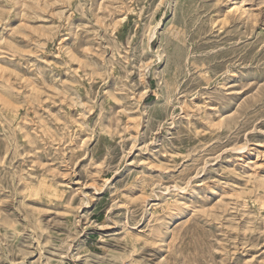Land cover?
I'll return each mask as SVG.
<instances>
[{
    "label": "rangeland",
    "instance_id": "1",
    "mask_svg": "<svg viewBox=\"0 0 264 264\" xmlns=\"http://www.w3.org/2000/svg\"><path fill=\"white\" fill-rule=\"evenodd\" d=\"M248 1L0 0V264H264Z\"/></svg>",
    "mask_w": 264,
    "mask_h": 264
},
{
    "label": "bare ground",
    "instance_id": "2",
    "mask_svg": "<svg viewBox=\"0 0 264 264\" xmlns=\"http://www.w3.org/2000/svg\"><path fill=\"white\" fill-rule=\"evenodd\" d=\"M241 4L247 5L250 4L248 0H240ZM243 149V148H242Z\"/></svg>",
    "mask_w": 264,
    "mask_h": 264
}]
</instances>
